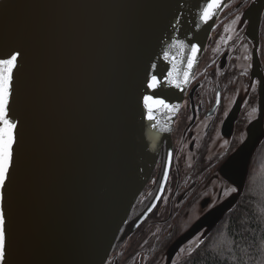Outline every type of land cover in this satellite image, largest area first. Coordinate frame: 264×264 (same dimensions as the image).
<instances>
[{
	"label": "water",
	"instance_id": "95a60500",
	"mask_svg": "<svg viewBox=\"0 0 264 264\" xmlns=\"http://www.w3.org/2000/svg\"><path fill=\"white\" fill-rule=\"evenodd\" d=\"M229 1L222 0L205 23L200 19L205 0H0V59L22 52L10 101V115L18 122V163L10 175V203L5 185V264H106L170 139ZM263 17L264 0H251L238 15L253 44L259 99L244 139L221 169L231 187L155 264H180L245 190L264 141ZM192 44L199 51L187 84L149 89L147 74L163 80L173 63L183 79ZM152 94L176 110L161 108L148 120L142 98Z\"/></svg>",
	"mask_w": 264,
	"mask_h": 264
},
{
	"label": "flooded vegetation",
	"instance_id": "af4514ba",
	"mask_svg": "<svg viewBox=\"0 0 264 264\" xmlns=\"http://www.w3.org/2000/svg\"><path fill=\"white\" fill-rule=\"evenodd\" d=\"M243 1L230 0L223 11L226 15L213 31V41L189 85L170 139L163 143L156 168L106 264H155L230 189L221 169L244 139L259 99L253 44L238 18L251 0L237 8ZM221 60L223 67L218 64Z\"/></svg>",
	"mask_w": 264,
	"mask_h": 264
},
{
	"label": "trees",
	"instance_id": "16d2710c",
	"mask_svg": "<svg viewBox=\"0 0 264 264\" xmlns=\"http://www.w3.org/2000/svg\"><path fill=\"white\" fill-rule=\"evenodd\" d=\"M260 57L264 69V17ZM180 264H264V141L238 204Z\"/></svg>",
	"mask_w": 264,
	"mask_h": 264
},
{
	"label": "snow or ice",
	"instance_id": "6c2138e0",
	"mask_svg": "<svg viewBox=\"0 0 264 264\" xmlns=\"http://www.w3.org/2000/svg\"><path fill=\"white\" fill-rule=\"evenodd\" d=\"M221 3L222 0H205L200 15L201 21L206 23L208 20L212 19L216 10L221 7ZM177 43L181 48L184 47V41H178ZM191 49L193 55L188 57V68L184 71L182 80L178 78L175 63H173L172 68L167 71L163 80L156 74L149 72L146 79L147 87L155 92L157 88L165 83L177 89H180L182 84H187L194 66L195 53L199 51V47L196 44H192ZM163 55L165 60L169 58V53L167 51H165ZM21 56V51L14 50L7 55V58L0 59V264H5L6 259L5 185L7 182L9 186L10 203L11 170L14 167V163H18L14 151V146L17 144L16 130L18 122L10 115V101L13 95V71L17 68V61ZM151 68H156V65L152 64ZM142 102L144 108L147 110V119L150 121L155 120V112L159 111L161 108L168 112H174L176 110V105L169 103L163 97L155 94L144 95ZM153 126L155 127V125ZM165 176H167V173H165ZM233 191H238V189L234 188ZM9 264H11L10 260Z\"/></svg>",
	"mask_w": 264,
	"mask_h": 264
},
{
	"label": "rangeland",
	"instance_id": "374dc122",
	"mask_svg": "<svg viewBox=\"0 0 264 264\" xmlns=\"http://www.w3.org/2000/svg\"><path fill=\"white\" fill-rule=\"evenodd\" d=\"M260 59H261V57H260Z\"/></svg>",
	"mask_w": 264,
	"mask_h": 264
}]
</instances>
